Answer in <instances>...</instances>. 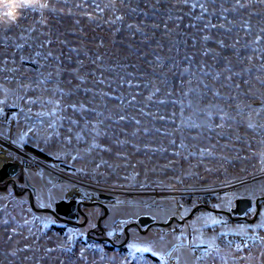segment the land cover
<instances>
[{"label":"rangeland","instance_id":"1","mask_svg":"<svg viewBox=\"0 0 264 264\" xmlns=\"http://www.w3.org/2000/svg\"><path fill=\"white\" fill-rule=\"evenodd\" d=\"M9 8L4 160L31 154L68 168L25 165L16 178L32 179L35 204L100 199L103 233L123 240L142 214L168 224L131 226L109 247L87 234L103 209L66 223L4 181L0 264H264V202L245 219L216 211L264 196V0H20L14 20Z\"/></svg>","mask_w":264,"mask_h":264},{"label":"water","instance_id":"2","mask_svg":"<svg viewBox=\"0 0 264 264\" xmlns=\"http://www.w3.org/2000/svg\"><path fill=\"white\" fill-rule=\"evenodd\" d=\"M23 172V166L19 161H13V160H6L3 163V167L0 172V182L5 181V185L3 187H8L9 183H13V188L14 190H17V182H16V177ZM28 183V190H29V201L31 206L37 210V211H46V212H51L53 213L57 218L60 220L70 223V224H79V225H84L87 222V214L83 209V206L86 205H93L95 203H98L100 201H85V200H78L77 198H61L55 202V207H39L35 204V186L32 185L29 181V179H26ZM1 187V186H0ZM23 192V191H22ZM100 198L104 200H114L115 195L111 193H105L101 192L99 194ZM264 199V196L258 197L253 201L252 197L250 196H242L238 197L235 201V205L230 209H219L216 211H219L221 213H225L231 218H237V219H245L247 216L246 214L248 213L249 210H251L254 206L256 205V211L259 210L260 208V200ZM103 208H104V213L100 216L99 221H98V227L99 231H97V234H102L105 230L103 225L101 224V220L106 216V214L109 211V208L107 205H105L103 202H101ZM80 215H83L85 217L83 222H79ZM257 214H255V217ZM153 224H159V225H167L168 222H162V221H157L155 217L148 215V214H142L140 215L137 220L131 221L130 223L125 225V233L126 237L125 239L120 242V243H115L113 239L110 236H98L97 238L99 240H107L110 243L114 244L115 246L121 247L123 244H125L129 238V228L131 226H137V227H150ZM92 229L88 230L87 234L91 235L92 237H95V235H92L91 232Z\"/></svg>","mask_w":264,"mask_h":264},{"label":"built area","instance_id":"3","mask_svg":"<svg viewBox=\"0 0 264 264\" xmlns=\"http://www.w3.org/2000/svg\"><path fill=\"white\" fill-rule=\"evenodd\" d=\"M16 118L17 115L15 112L10 113V115L7 118V125L8 126H13L16 122ZM19 161V160H18ZM23 168L26 166H31L34 169H41L44 168L48 171H64V170H68L67 167L64 166V164L56 159H45L42 157H39L37 155H25L23 161H19ZM198 202L200 204H205V199L203 197H199L198 198ZM225 241L229 242L230 244H236V245H244L247 243V238L244 235H239L236 233H227V235L225 236ZM201 250L200 248L195 249V254L196 255H200ZM176 262V258L175 257H171L168 259L166 264H175Z\"/></svg>","mask_w":264,"mask_h":264},{"label":"flooded vegetation","instance_id":"4","mask_svg":"<svg viewBox=\"0 0 264 264\" xmlns=\"http://www.w3.org/2000/svg\"><path fill=\"white\" fill-rule=\"evenodd\" d=\"M26 179H27V178H26L25 176H23V178L21 177L20 179H17V178H16V182H17V185L20 186L21 191H23V192L29 194V190H28V187H29V186H28V183H27ZM30 183H31V182H30ZM31 184H32V183H31ZM9 185H11V186H12V189H13V183L11 182V183H9ZM9 185H8V186H9ZM35 192H36V190H35ZM94 201H96V200H94ZM97 201H100V202L95 203V204H93V205H86V206H83V209H84V211L86 212L87 217H88V218H87V222H88L90 219L93 218V210L90 209V208H94V207L97 206V207L103 209V211H104V208H103V206H102V204H101V202H103V201H101L100 199H98ZM53 207H55V203L53 204V206H51V208H53ZM100 216H101V215H99V216L97 217L96 222H95V225L89 227V230L92 229L91 232L93 233V235H95V237H98V236H106L104 233H102V234H97V231H99L98 221H99ZM81 217H82V220H80ZM84 219H85V217H84L83 215H80L79 222H83ZM101 221H102V220H101ZM87 222H86V223H87ZM104 230H105V229H104ZM104 241H107V240H104Z\"/></svg>","mask_w":264,"mask_h":264},{"label":"clouds","instance_id":"5","mask_svg":"<svg viewBox=\"0 0 264 264\" xmlns=\"http://www.w3.org/2000/svg\"><path fill=\"white\" fill-rule=\"evenodd\" d=\"M24 3L29 2V0H23ZM6 5H10L9 11L8 13H10V15L7 13V15L11 18V19H15L17 16V11L18 8L20 6V0H0V6H6Z\"/></svg>","mask_w":264,"mask_h":264},{"label":"bare ground","instance_id":"6","mask_svg":"<svg viewBox=\"0 0 264 264\" xmlns=\"http://www.w3.org/2000/svg\"><path fill=\"white\" fill-rule=\"evenodd\" d=\"M9 148H13V145H11L10 143L4 144V142L0 140V172H1V169L3 167V163L6 161L4 159H6L8 157L7 151H9ZM77 190L78 189H76V188L73 189V191L70 192V194H77L79 192Z\"/></svg>","mask_w":264,"mask_h":264},{"label":"trees","instance_id":"7","mask_svg":"<svg viewBox=\"0 0 264 264\" xmlns=\"http://www.w3.org/2000/svg\"><path fill=\"white\" fill-rule=\"evenodd\" d=\"M34 150H36V149H34ZM38 152V151H37ZM27 179H29V181L30 182H32V179L27 175V174H25L24 175ZM34 181V180H33ZM11 188H12V186H11ZM13 190H14V188H13ZM37 192H35V194H34V197H35V200L37 199ZM260 202H264V199H262V200H260ZM36 203V202H35ZM42 207H51V206H46V205H42ZM111 238L113 239V241L115 242V243H120V242H122L123 241V238H124V231H122V232H117V233H115L113 236H111ZM106 243H107V245L109 246V247H114L115 245L114 244H112V243H110L109 241H106Z\"/></svg>","mask_w":264,"mask_h":264},{"label":"snow or ice","instance_id":"8","mask_svg":"<svg viewBox=\"0 0 264 264\" xmlns=\"http://www.w3.org/2000/svg\"><path fill=\"white\" fill-rule=\"evenodd\" d=\"M10 15V13H8Z\"/></svg>","mask_w":264,"mask_h":264}]
</instances>
